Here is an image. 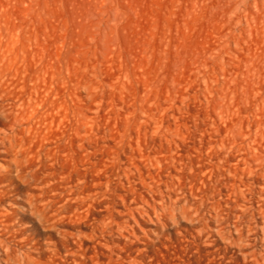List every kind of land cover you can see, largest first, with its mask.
Instances as JSON below:
<instances>
[{
	"label": "rangeland",
	"instance_id": "374dc122",
	"mask_svg": "<svg viewBox=\"0 0 264 264\" xmlns=\"http://www.w3.org/2000/svg\"><path fill=\"white\" fill-rule=\"evenodd\" d=\"M99 1L0 0V101L35 106L0 264H257L264 0Z\"/></svg>",
	"mask_w": 264,
	"mask_h": 264
},
{
	"label": "bare ground",
	"instance_id": "6f19581e",
	"mask_svg": "<svg viewBox=\"0 0 264 264\" xmlns=\"http://www.w3.org/2000/svg\"><path fill=\"white\" fill-rule=\"evenodd\" d=\"M95 4L96 3H94V5ZM32 101L33 99L27 101L28 107H24L23 104L19 103L7 107L2 101H0V113L5 118L4 124L0 126V152L16 151L17 148L22 144L26 133L30 132L33 129L32 119L35 116V106ZM246 158V167L242 171L246 174H255L256 177H249L246 179L243 178L242 182L244 185L249 186V188H251L250 186L252 185V183L259 187V204L258 207H254L253 205H247V203H240L239 197L237 198V204H241L245 208L248 207L252 209L253 217H255L254 212L256 210L261 217V220L255 221V225H253L251 222V218L246 213L245 208L242 211L235 209V214L241 220V223H239L237 226L239 232L235 236V238L242 245H244V242H246L250 238V233H254L256 236L254 237L255 243L253 245L256 248L247 251L246 254L252 256L257 264H264V148L251 151ZM20 165L21 159L18 156L10 159V169H13L16 166ZM2 176L3 174L0 169V183H2V185H0V202H2V197L8 193V191L3 189V185L5 184L3 182L5 181L3 180ZM237 187L239 186L237 185ZM244 198L247 197L244 196ZM244 201L246 200L244 199ZM9 204L12 205L13 202H9ZM32 204L33 203L31 202V205ZM14 214H16V210L13 207H6L5 211H0V215L6 216L11 222L14 221ZM220 230L225 232V228L223 227ZM259 241L262 242V247L257 248V244ZM4 242L6 241L0 237V252L1 249L4 250ZM7 255H11L10 250L7 251ZM12 258L14 259L13 256ZM31 258L32 257L30 256V254H25L21 258H15V260H17L18 264H24L29 263Z\"/></svg>",
	"mask_w": 264,
	"mask_h": 264
}]
</instances>
